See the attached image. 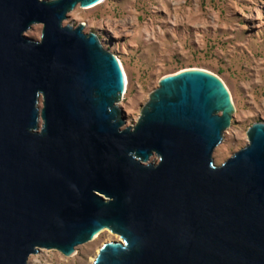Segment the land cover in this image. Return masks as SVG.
Listing matches in <instances>:
<instances>
[{"label":"water","instance_id":"water-1","mask_svg":"<svg viewBox=\"0 0 264 264\" xmlns=\"http://www.w3.org/2000/svg\"><path fill=\"white\" fill-rule=\"evenodd\" d=\"M100 1L0 0V264L70 255L104 228L120 240L92 264H264V122L215 164L231 94L188 67L160 76L123 127L117 56L62 24ZM35 23L38 40L23 34Z\"/></svg>","mask_w":264,"mask_h":264},{"label":"rangeland","instance_id":"rangeland-1","mask_svg":"<svg viewBox=\"0 0 264 264\" xmlns=\"http://www.w3.org/2000/svg\"><path fill=\"white\" fill-rule=\"evenodd\" d=\"M70 21L97 33L121 62L127 78L118 101L123 127L136 122L160 76L188 67L218 75L231 94L234 111L212 152L215 164L247 143L253 122H264V0H102L77 4L62 24ZM41 28L35 23L23 34L38 40ZM97 233L70 255L38 248L27 264H91L104 242L120 240L106 228Z\"/></svg>","mask_w":264,"mask_h":264},{"label":"bare ground","instance_id":"bare-ground-1","mask_svg":"<svg viewBox=\"0 0 264 264\" xmlns=\"http://www.w3.org/2000/svg\"><path fill=\"white\" fill-rule=\"evenodd\" d=\"M102 1V0H101ZM118 59V58H117ZM119 60V59H118ZM119 63L121 64V62L119 61ZM121 67H122V65H121ZM122 69H123V67H122ZM123 74H124V78H125V87H126V83H127V78H126V74H125V71H124V69H123ZM98 233H96L95 235H94V237H96V235H97ZM93 260H94V258H93ZM93 262V261H92ZM92 264V263H91Z\"/></svg>","mask_w":264,"mask_h":264}]
</instances>
